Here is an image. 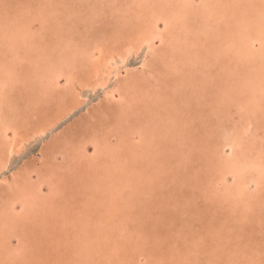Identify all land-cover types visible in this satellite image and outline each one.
Wrapping results in <instances>:
<instances>
[{"label":"rangeland","instance_id":"374dc122","mask_svg":"<svg viewBox=\"0 0 264 264\" xmlns=\"http://www.w3.org/2000/svg\"><path fill=\"white\" fill-rule=\"evenodd\" d=\"M229 1L0 0V264H171L179 252L189 264H264V57L239 60L224 40L229 24L218 16L247 13L254 27L241 20L240 33L264 36V0H238L234 9ZM195 44L206 56L195 58ZM129 47L122 64L104 67ZM131 76L132 91L124 87ZM231 80L237 85L228 102L235 103L224 107L218 94L232 89ZM96 81L95 90L84 83ZM120 112L131 126L119 131L113 122ZM248 127L244 141L261 148L243 158L255 160L245 186L259 201L246 195L249 208L234 193L233 166L220 165L234 162L232 153L243 149L234 148L235 137ZM121 131L133 148L142 131L154 134L151 151H161L153 161L165 166L145 176L147 156L122 153L114 167L119 194L111 199L93 181L100 174L91 167L94 141L107 137L119 154ZM129 171L143 174L139 191ZM20 194L32 198L25 215ZM137 199L144 208L135 210Z\"/></svg>","mask_w":264,"mask_h":264},{"label":"bare ground","instance_id":"6f19581e","mask_svg":"<svg viewBox=\"0 0 264 264\" xmlns=\"http://www.w3.org/2000/svg\"><path fill=\"white\" fill-rule=\"evenodd\" d=\"M178 1H180V0H178ZM218 2V1H217ZM221 2V1H220ZM223 2V1H222ZM226 2V1H225ZM230 2V5L232 6V8L234 9V8H236V7H238L239 6V4H240V2L238 1V0H230L229 1ZM247 2H248V0H247ZM261 2V1H260ZM264 2V1H263ZM244 3L245 2H243V5H244ZM251 4V3H250ZM204 5V4H203ZM203 5H201V6H203ZM222 6V5H221ZM227 6V5H226ZM247 6V5H246ZM203 8V7H202ZM206 8H208V7H206ZM205 8V9H206ZM261 8V7H260ZM259 8V9H260ZM217 10H220V8L218 9V7L216 8ZM216 9H215V11H212V12H210L211 13V15H213L215 12H216ZM179 11V10H178ZM177 11V12H178ZM186 11V10H185ZM206 11V10H205ZM224 11V10H223ZM218 12H220V11H218ZM244 12V11H243ZM179 14V13H178ZM207 16H210L209 14L207 15ZM218 16H220V17H222V18H224L226 21H225V25L226 24H229V27L227 28V32H225V33H227V37L226 38H224V40H226V42L228 43V42H231L230 44H231V48L232 49H229V50H232L231 52L233 53V52H235L236 50H238V52H237V55H238V57H239V60H241V58H246V59H252V58H258V57H260V56H262L263 55V57H264V36H262V35H259L257 32L255 33V34H249L250 33V30L249 29H246L245 31L247 32V33H245V34H241L240 32L241 31H243V30H240V28H239V26L238 25H240L241 23H243L241 20H244V23L247 25V27L248 28H251V26H253L254 27V24L253 23H251L252 22V19L249 17V19H246L245 17H248L249 15L246 13V14H244V18H243V16H239V17H237V16H235V14H230V16H229V19H228V14H227V16H226V14H225V16H224V14L222 13V11L219 13V15ZM216 17V16H215ZM230 17H232V18H230ZM213 18V17H212ZM206 20V19H205ZM228 20H229V22H228ZM209 21V20H208ZM254 22V21H253ZM21 23V22H20ZM233 23H236V25H234ZM239 23V24H238ZM243 23V24H244ZM251 23V24H250ZM245 25V26H246ZM231 26V27H230ZM246 27V28H247ZM22 28V27H21ZM258 28V27H257ZM203 29H205V28H203ZM217 29V31H218V27L216 28ZM262 29H264V27L262 28ZM36 30V29H35ZM208 30V29H207ZM232 30V31H231ZM19 32V31H18ZM36 32V31H35ZM211 32V33H210ZM224 32V31H223ZM208 33H210L211 34V36H213V34H214V31H208ZM19 35V34H18ZM56 35V34H55ZM252 35V36H251ZM246 36L247 37H249L248 39L249 40H246L245 41V38H246ZM3 37V36H2ZM15 37V36H14ZM28 38V37H27ZM154 37L152 36H150V37H148L147 39H145V41H143L146 45H148V43L150 44V41L153 39ZM10 39V38H9ZM24 39H25V37H24ZM258 39H260V40H258ZM3 40V39H2ZM19 40V39H18ZM27 41H28V39H27ZM256 42V47H258V51H256V48H253L252 47V44H253V42ZM15 42V41H14ZM21 42V41H20ZM26 42V41H25ZM142 42V43H143ZM0 43H1V41H0ZM9 43H10V41H9ZM29 43V42H28ZM27 42L25 43V44H28ZM33 44V43H32ZM202 44V43H201ZM200 44V45H201ZM229 44V43H228ZM227 44V45H228ZM31 45V44H30ZM196 45V44H195ZM200 45L199 46H194V56H195V58H202V56H204V53H205V56H206V53L208 52V49L206 48V49H204L203 51H201V47H200ZM2 46V45H1ZM15 46V45H14ZM25 46V45H24ZM138 46H139V44H138ZM3 47V46H2ZM1 47V48H2ZM13 47V46H12ZM11 48V47H10ZM12 49V48H11ZM14 49V48H13ZM26 50V49H25ZM18 50L16 49V52H17ZM32 51V50H31ZM207 51V52H206ZM241 53H240V52ZM11 52H12V50H11ZM24 52V51H23ZM58 52V51H57ZM132 52V48H127L126 49V52H124V57L123 56H121L119 53H116V58L113 56V57H111V58H109V60H107V61H102V60H100V61H102L103 63L105 62V66L104 67H107V66H111L112 67V64L113 63H115V61L118 59V61L122 64L123 62H124V60H125V58H126V55H128L129 53H131ZM191 52V51H190ZM225 52H226V50H225ZM13 53H15V52H13ZM25 53H26V51H25ZM24 53V54H25ZM29 53H30V51H29ZM192 53V52H191ZM216 53V52H215ZM10 54V53H9ZM214 54V53H213ZM18 55V54H17ZM26 55V54H25ZM60 55V54H59ZM13 57H14V55H12ZM11 56V57H12ZM28 56V55H27ZM32 55L30 54V56L29 57H31ZM38 56V55H37ZM61 56V55H60ZM47 57V56H46ZM52 57V56H51ZM231 57V56H230ZM18 58V57H17ZM16 58V59H17ZM20 58V57H19ZM27 58V57H26ZM34 59V58H33ZM238 58H236V60H237ZM41 60V59H40ZM43 60V59H42ZM41 60V61H42ZM200 61V60H199ZM198 62V61H197ZM238 62V61H237ZM257 62V61H256ZM38 63V62H37ZM67 64V63H66ZM262 65V64H261ZM116 66H118V65H116ZM203 66H204V64H203ZM171 67V66H170ZM96 68H98V66L97 67H95V69ZM173 68H175V67H173ZM179 68V67H178ZM225 68V67H224ZM228 69V68H227ZM48 70V69H47ZM100 70V69H99ZM115 70H118V69H116L115 68ZM167 71V70H166ZM257 71V70H256ZM41 72H43V71H41ZM96 70H94V71H92V74H88L89 75V77H91V79L92 78H95L96 76H97V74H96ZM101 72V71H100ZM231 72H233V70L231 71ZM237 73V72H236ZM263 73V72H262ZM34 74V73H33ZM44 74V73H43ZM195 74V73H194ZM90 75H92V76H90ZM114 76L116 77V74H114ZM226 76V75H225ZM114 77V78H115ZM227 77V76H226ZM137 78L136 77H133V76H131V77H128L127 78V80H126V82H124V84L126 85V86H124L127 90H129V89H131L130 91H132V89H134L135 90V88H136V82H137V80H136ZM230 80V79H229ZM233 81H234V79H233ZM232 80H231V84H232V89L230 88V91L229 92H225V93H222V94H218V96H219V101L218 102H223L224 104V107H229V106H227V104H231V103H235L234 101H230V102H228V99H233V98H231L232 97V95L234 94V92H233V87L234 86H236L237 84L235 83V82H233ZM243 81V80H242ZM88 82H91V81H88ZM88 82H84V83H87V85H85L87 88L89 87H93L94 88V90H95V87H98V85L100 84V83H98L97 81V85L95 84V85H89V83ZM140 83H141V81H140ZM140 83H138V84H140ZM238 83V82H237ZM240 83V82H239ZM238 83V84H239ZM211 84V83H210ZM102 85V84H101ZM244 86L245 85H240V86H238L239 87V89L240 90H243V88H244ZM131 87V88H130ZM138 88V87H137ZM139 88H140V86H139ZM143 88V87H142ZM222 88V87H221ZM123 89V88H122ZM215 89V88H214ZM223 89V88H222ZM124 90V89H123ZM146 90V89H145ZM219 90H220V88H219ZM147 91V90H146ZM253 91V90H252ZM179 94H181V93H179ZM192 94V93H191ZM208 95V94H207ZM175 96H177V95H175ZM189 96H190V93H189ZM185 98H187V97H185ZM226 98V99H225ZM260 98V97H259ZM62 99H64L63 97H62ZM174 99V98H173ZM183 99V98H182ZM200 100V99H199ZM184 101V100H183ZM187 101V100H186ZM186 101H184V102H181V103H184V105H185V102ZM67 102V101H66ZM176 102V100L174 101V103ZM189 102V100L187 101V104H189L188 103ZM202 102V101H201ZM213 102H215V101H213ZM67 104H69L68 102H67ZM173 104V103H172ZM176 104H178V103H176ZM191 104V103H190ZM260 104V103H259ZM222 105V106H223ZM264 105V104H263ZM67 106V105H66ZM180 106V105H179ZM183 106V105H182ZM69 107H70V105H69ZM174 107V106H173ZM178 107V106H177ZM187 107V106H186ZM185 107V109H187ZM189 107V106H188ZM180 108V107H179ZM68 110V109H67ZM121 110H123V111H125L124 110V108L122 109L121 108ZM180 110V109H179ZM194 110V109H193ZM264 110V109H263ZM176 111H178V110H176L175 109V112ZM148 112V111H147ZM194 112V111H193ZM162 113V112H161ZM195 113V112H194ZM171 114V113H170ZM174 114V113H173ZM263 115H264V112L262 113ZM162 115V114H161ZM177 115V114H176ZM178 115H180V114H178ZM187 115V114H186ZM114 116V115H113ZM173 116V115H172ZM188 116V115H187ZM165 117V116H164ZM57 118H58V116L57 117H55V122L57 121ZM125 118V116H124V114L123 113H121L120 112V114L118 115V117H116L115 119H116V122H113V123H115V124H113V126L116 128V129H118L119 131L122 129V130H124L123 128H124V126H131V122H129L127 119H124ZM187 119H189L188 117H187ZM53 120V119H52ZM52 120H51V122H52ZM118 121H120V122H118ZM187 123V122H186ZM51 124H49L48 126H50ZM135 125V124H134ZM167 126H169L168 124H166ZM166 126V129H168V127ZM249 126V125H248ZM199 127V126H198ZM203 127V126H202ZM132 128H133V126H132ZM147 128V127H146ZM150 128V127H149ZM37 129V128H36ZM46 128L45 127H41L38 131H36L35 133H34V135H36V134H39V135H41V134H43L46 130H45ZM135 129V128H134ZM144 129V128H143ZM152 129V128H151ZM248 129H249V127L245 130H243V133H241L240 135H236L237 137H235V141L236 142H234V148H238V146L237 145H239V148H243L242 150H241V152L240 153H238V152H236V150L232 153L233 155H235V160H234V162H232V163H226V161H221V164L220 165H222V167H227V166H233V169H235V174H236V178H237V182H236V184H235V187H234V193H235V195H239V196H243V198H245L246 197V195H251V198H254V197H256L255 196V193H253V192H251V189H249L247 186H245L246 185V179H248L247 177H245V176H248L247 174H246V172H247V170H248V168H252V167H254L253 166V164L255 163V160H253V163H252V165H250V163L249 162H246V160L245 159H243V158H246V155H249V154H251L252 152H254V151H256V153H259V149H261L260 148V146L259 145H257V147H256V143H253L252 141H250V142H252V143H249L250 145H247L248 144V142L246 143V141H244V139H243V134L245 135L246 133H247V131H248ZM156 130V129H155ZM151 131H153V130H151ZM140 133V132H139ZM95 134V133H94ZM141 135H139V139H140V141L141 142H139L138 144H139V148H133L132 146L133 145H131V144H134L135 142H134V140L131 138L132 136L130 135V138H126V134H124L123 133V131H121V133H120V138L122 137V140H121V142L118 144L119 146H118V151L120 152L119 154L117 153V154H114V153H112L111 152V148H110V146H109V144H110V142H109V140H108V138L107 137H101V139L98 137V139H96L95 138V141H94V144H95V155H94V157H93V162H91V161H89V162H91V163H93L92 164V166L91 167H93V169H98V171H100V174H97V176H93L94 177V179H93V181L95 182L96 181V183H95V185H97V188H98V191H100L101 190V192H102V194L104 195H108L111 199L112 198H116V195L117 194H119V191H118V188H119V186L120 185H118V183H116L117 182V177L115 176V171L116 170H114V167H116V166H119L118 165V162L119 161H121V162H123L124 161V156L126 157H135L136 156V153L137 152H139L140 153V155H137L136 157H141V155L143 156V155H146L147 156V158H146V166H144L145 167V169H146V171L145 172H143V174L145 175V176H147V175H149L148 174V170H149V172H150V170H151V172L153 173V172H155V173H157L158 171L160 172L161 170H163L164 168V166H165V164L164 165H155V163H154V158L155 157H158V154H159V151H161V150H156L155 152L156 153H152V149H153V147H152V144L154 145V134L153 135H150V134H148L147 132H141L140 133ZM197 134V133H196ZM151 136V140L150 139H148L147 138V136ZM101 136H103V135H101ZM215 137V136H214ZM179 140V139H178ZM179 142V141H178ZM102 144V145H101ZM184 145V144H183ZM240 145H243V146H240ZM254 146V147H253ZM14 147V146H13ZM183 147V146H182ZM104 148V149H103ZM123 148V149H122ZM17 149V148H16ZM183 149V148H182ZM14 149H12V146H9V148H8V154H10V153H12V151H13ZM106 150V151H105ZM234 150V149H233ZM71 151V150H70ZM72 152V151H71ZM125 152V153H124ZM261 152V151H260ZM122 153H124V154H126V155H122L123 157H121V154ZM103 155H104V158H103ZM5 156V155H4ZM243 156V157H242ZM6 157V156H5ZM10 157V156H9ZM159 158V157H158ZM257 158V157H256ZM258 158H261V157H258ZM257 158V160L259 161L258 163H259V165H260V163H262L261 162V159H258ZM108 159V160H107ZM121 159V160H120ZM137 159V158H136ZM1 160V159H0ZM252 160V159H251ZM1 162V167H3L4 165L2 164V161H0ZM9 162V161H8ZM264 162V161H263ZM214 163V162H213ZM90 165V164H89ZM220 165H219V167H220ZM79 166V165H78ZM155 166V167H154ZM75 167H76V165H75ZM84 168V167H83ZM80 169L81 170V172L79 173V177L82 179V177H83V175H84V172H85V170L84 169ZM76 169H77V167H76ZM83 170V171H82ZM186 170V169H185ZM96 171V170H95ZM120 171V170H119ZM131 171H132V169H131ZM131 171H129L128 172V174H127V179L129 180V182L131 183L130 184V186L132 185V187L134 188V190L135 189H137V186H141L140 185V183H142L141 182V178H143V174H140V175H133L132 174V172ZM165 172V171H164ZM98 173V172H97ZM127 173V172H126ZM174 173V172H173ZM113 174V175H112ZM160 174V173H159ZM44 175V174H43ZM123 176V175H122ZM131 176H133V177H131ZM183 176V175H182ZM84 177H86V176H84ZM92 177V178H93ZM100 177H102L103 179H99ZM175 177H177V176H175ZM144 179V178H143ZM59 180V179H58ZM57 180V181H58ZM183 182L184 181H186L187 182V179L184 177L183 179ZM84 181V180H83ZM87 181V180H86ZM89 182V181H88ZM91 182V181H90ZM152 182V180H150V178H149V181H148V183L147 184H149V183H151ZM183 182H181V183H183ZM86 183V182H85ZM218 183V182H217ZM216 183V184H217ZM248 183V182H247ZM23 184V183H22ZM114 184V185H113ZM129 184V183H128ZM162 185V184H161ZM87 188V187H86ZM143 188V187H142ZM216 189V188H215ZM141 190V189H140ZM87 191V190H86ZM137 191H139V189H137ZM250 191V192H249ZM247 192H249V194H247ZM21 193V192H20ZM135 194V193H134ZM137 194V198L138 197H140V195H141V192L140 193H136ZM104 195V196H105ZM20 196H21V194H20ZM22 197V196H21ZM20 197V198H21ZM126 197V196H125ZM22 199H23V203H21L22 205H21V207L23 208L24 207V209H23V213H24V215L26 214V210H28V211H31L32 209L31 208H29V209H26V208H28V207H32L30 204H31V201H32V198L29 196V197H22ZM108 199V198H107ZM225 199V198H224ZM246 199V198H245ZM247 200H249V202L251 203V205H252V203H253V201H259V198L258 197H256L255 199H253V201L251 202V199L250 198H248V199H246V201ZM89 201V200H88ZM262 201H264V200H262ZM131 202H132V204H133V200H125V202H124V204H127L128 203V206L130 207V204H131ZM141 202L143 203V201H140V202H138V199L136 200V201H134V204H135V206H136V209L135 210H139V208L141 207ZM249 202L247 201V204H246V207H248L249 208V206H250V204H249ZM256 202V203H257ZM255 203V202H254ZM73 204V203H72ZM68 206V205H67ZM144 204H143V206L141 207V208H144ZM56 207V206H55ZM58 208V207H57ZM41 209V208H40ZM54 209V208H53ZM59 210H60V208H59ZM148 210V209H147ZM120 211V210H119ZM109 212H111V211H109ZM150 212V211H149ZM141 213H142V211H141ZM66 215V214H65ZM64 215V216H65ZM36 216V215H35ZM64 216H62V217H64ZM145 217V216H144ZM19 220H21L20 218H18ZM118 219V218H117ZM26 221V220H25ZM30 221V220H29ZM126 222V221H125ZM121 223V222H120ZM67 224V223H66ZM16 225V224H15ZM113 225V224H112ZM132 225V224H131ZM117 226V225H116ZM120 226V225H119ZM238 226V225H237ZM126 227V226H125ZM128 227H129V225H128ZM247 227V226H246ZM106 228V227H105ZM137 228V227H136ZM141 228V227H140ZM137 232V231H136ZM125 233V232H124ZM123 233V234H124ZM138 233V232H137ZM121 234V233H120ZM125 235V234H124ZM128 236H130V234L128 235ZM131 236H133V235H131ZM123 237V236H122ZM21 238V237H20ZM60 238H62V237H60ZM135 238V237H134ZM134 238H133V240H134ZM132 239V238H131ZM137 238H135V240H136ZM143 239V238H142ZM141 239V240H142ZM200 239V238H199ZM249 239V238H248ZM128 241H129V239H128ZM143 241V240H142ZM140 242V241H139ZM85 243V242H84ZM130 243V242H129ZM137 243V242H136ZM135 243V244H136ZM153 243V242H152ZM230 243V242H229ZM239 243V242H238ZM237 243V244H238ZM241 243V242H240ZM243 243V242H242ZM134 244V243H133ZM142 244H146V243H142ZM194 244V243H193ZM197 244V243H196ZM110 245V244H109ZM138 245H140L141 246V243L140 244H138ZM215 245V244H214ZM85 246V245H84ZM132 246H134V245H132ZM143 246V245H142ZM129 247H131V246H129ZM137 247V246H136ZM235 247V246H234ZM114 248V250L112 251V253H114V257H118V258H121L122 257V254H121V251L122 250H124V246L123 245H119V246H116V247H113ZM141 248V247H140ZM140 248H139V250H140ZM200 249H199V254L201 253V250L203 249V247L202 246H200L199 247ZM129 249V248H128ZM132 249V248H131ZM135 249V248H134ZM143 249H144V247H143ZM132 251H133V249H132ZM147 251V250H146ZM131 252V251H130ZM129 252V253H130ZM133 253V252H132ZM111 254V253H110ZM138 254V253H137ZM172 254V258H173V261H172V263L171 264H177V261L176 260H179L180 258H181V261L179 262V264H186V263H188V261H185V260H183V258L184 257H182V253L181 252H179V258L178 257H176L174 254L175 253H171ZM139 255V254H138ZM157 256L158 257H160V255H159V253L157 254ZM223 256V255H222ZM116 257V258H117ZM166 257V256H165ZM117 258V259H118ZM128 258H129V256H128ZM127 258V259H128ZM130 258H132V257H130ZM114 259V258H113ZM135 259V258H134ZM213 259L214 258H212V259H210V261L211 262H213ZM89 260V259H88ZM115 260V259H114ZM124 260V259H123ZM171 260V259H170ZM175 261H176V263H175ZM126 262V261H125ZM114 264H116V262H113ZM129 263H130V261H129ZM169 263V262H168ZM195 263V262H194ZM205 264H209L208 262H204ZM189 264V263H188ZM250 264V263H249Z\"/></svg>","mask_w":264,"mask_h":264}]
</instances>
